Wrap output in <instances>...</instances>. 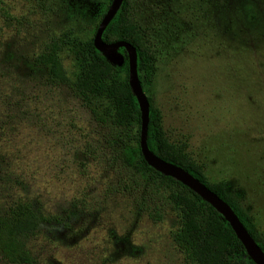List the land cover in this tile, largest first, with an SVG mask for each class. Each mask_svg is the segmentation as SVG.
<instances>
[{
  "label": "rangeland",
  "instance_id": "rangeland-1",
  "mask_svg": "<svg viewBox=\"0 0 264 264\" xmlns=\"http://www.w3.org/2000/svg\"><path fill=\"white\" fill-rule=\"evenodd\" d=\"M1 2L18 22L0 21V213L25 203L52 219L26 242L29 264H189L172 241L177 215L151 216L135 192L118 190L104 155L86 150L105 129L34 64L64 37L59 58L72 79L66 44L93 38L104 0H50L45 10ZM153 37L164 129L187 140L209 181L242 192L264 233V0H168ZM0 264L10 263L0 254Z\"/></svg>",
  "mask_w": 264,
  "mask_h": 264
},
{
  "label": "trees",
  "instance_id": "trees-1",
  "mask_svg": "<svg viewBox=\"0 0 264 264\" xmlns=\"http://www.w3.org/2000/svg\"><path fill=\"white\" fill-rule=\"evenodd\" d=\"M111 1L104 0L99 8L94 32ZM34 2L41 10L50 5V0ZM167 2L123 0L103 31L102 41H124L136 50L137 76L148 101V149L158 158L186 170L224 201L264 254V233L244 208L242 192L228 181H209L204 165L188 152L187 140L172 139L164 129L153 92L159 56L153 30ZM0 21L5 27L18 22L9 15L1 0ZM63 38H50L34 58V64L42 70L49 84L67 87L94 121L105 129L103 143L94 148L87 145L86 150L90 156L94 152L104 155L105 162L119 176L118 190L135 192L137 207L151 211V216L159 210H170L177 215L178 226L172 234V241L189 264H254L230 225L211 205L144 161L139 147L140 111L128 84L125 50H118L123 62L115 66L94 48L92 38H71L66 44L75 66L71 79L59 58L65 48ZM51 221L25 203H16L0 213V254L10 264L31 263L26 242L43 223ZM53 221L59 222L57 219Z\"/></svg>",
  "mask_w": 264,
  "mask_h": 264
},
{
  "label": "water",
  "instance_id": "water-1",
  "mask_svg": "<svg viewBox=\"0 0 264 264\" xmlns=\"http://www.w3.org/2000/svg\"><path fill=\"white\" fill-rule=\"evenodd\" d=\"M122 1L123 0L111 1L97 26L92 38V43L94 48L103 55L107 62L112 65L120 66L123 62V58L118 51L120 48H123L126 52L128 60V84L134 97L136 98L141 117L139 147L144 161L155 171L178 181L190 189L193 193L198 195L203 201L211 205L230 225L237 239L243 245L249 259L254 264H264V254L260 247L255 243L237 216L224 201L219 199L213 192L206 188L186 170L158 158L148 149V101L141 88V84L137 76L136 50L133 46L124 41H115L112 43H104L102 41V33L112 18L115 16Z\"/></svg>",
  "mask_w": 264,
  "mask_h": 264
}]
</instances>
